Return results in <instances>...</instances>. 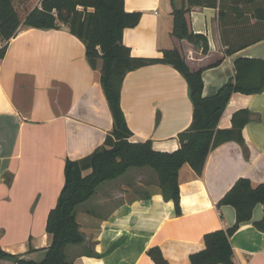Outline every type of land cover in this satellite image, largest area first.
<instances>
[{
	"label": "crops",
	"instance_id": "1",
	"mask_svg": "<svg viewBox=\"0 0 264 264\" xmlns=\"http://www.w3.org/2000/svg\"><path fill=\"white\" fill-rule=\"evenodd\" d=\"M222 2L240 5L225 15L222 26L219 7L195 6L187 15L190 29L207 38L206 54L200 45L172 35V0H125L126 11L140 12L141 18L135 27L125 29L124 43L133 56L145 58H161L165 50L178 48L192 69H203V95H213L234 78L237 59H264V39L252 42L264 35V21L254 16L264 0ZM121 107L133 133L130 141L151 140L158 151L179 149L178 134L192 122L188 83L165 63L129 72ZM240 110L249 116L242 129L244 144L232 140L212 149L201 175L189 164L181 168L180 215L173 200L164 198L151 169L130 168L102 183L76 208L84 242L66 248L72 264H156L147 254L154 246L161 248L168 264H191L190 255L205 247L206 233L235 223V208L218 206L235 181L246 177L254 185L264 183V90L234 92L218 128L231 129L233 115ZM112 128L100 65L90 66L83 40L65 24L52 29L22 26L0 59L4 250L28 260L45 257L51 244L47 220L65 183L66 159L90 155ZM263 215L264 203L258 204L252 221L232 235L234 264H264V232L254 225Z\"/></svg>",
	"mask_w": 264,
	"mask_h": 264
},
{
	"label": "trees",
	"instance_id": "2",
	"mask_svg": "<svg viewBox=\"0 0 264 264\" xmlns=\"http://www.w3.org/2000/svg\"><path fill=\"white\" fill-rule=\"evenodd\" d=\"M124 3L125 0H20L23 8L28 6V10L20 14L14 0H0V59L6 54L8 42L22 26L52 29L67 25L70 32L85 43L90 66L96 69L100 65V83L113 116V128L102 146L81 159L67 158L65 161V183L47 220L46 231L51 236V244L45 257L41 261L28 260L0 246V260L18 264H72L66 248L84 242L76 208L86 202L102 183L118 178L130 168L154 169L164 198L173 200L176 214L180 215L181 168L189 164L196 174L201 175L212 149L232 140L244 144L242 129L249 121L247 110L233 115L231 129H219L218 123L234 92L254 94L264 90V59H237L234 78L215 94L204 96L203 69H192L178 48L165 50L161 58L131 54V49L124 43V31L139 23L141 13L126 11ZM172 5V35L200 45L204 54L208 52L207 38L193 32L187 20L192 7H219L222 26L225 15L240 6L225 5L222 0H172ZM254 16L264 21V7L257 8ZM262 39L264 35L252 42ZM155 63L169 64L184 76L193 104L192 122L178 134L180 148L173 152L155 150L151 140L130 141L133 133L121 107L125 76ZM88 170L90 173L84 175ZM263 203L264 183L254 185L246 177L238 178L218 202L219 207L232 205L235 208V223L226 229L206 233L203 236L205 247L190 255V263L234 264L231 237L243 223L252 221L255 207ZM254 225L264 232V215ZM147 254L156 264H168L158 246L149 248Z\"/></svg>",
	"mask_w": 264,
	"mask_h": 264
},
{
	"label": "rangeland",
	"instance_id": "3",
	"mask_svg": "<svg viewBox=\"0 0 264 264\" xmlns=\"http://www.w3.org/2000/svg\"><path fill=\"white\" fill-rule=\"evenodd\" d=\"M14 4H15L16 8L18 9V11H20V14H23L28 10V6L23 8V5L20 4V0H14ZM146 168L151 169L157 175V173L154 169H152L150 167H146Z\"/></svg>",
	"mask_w": 264,
	"mask_h": 264
},
{
	"label": "water",
	"instance_id": "4",
	"mask_svg": "<svg viewBox=\"0 0 264 264\" xmlns=\"http://www.w3.org/2000/svg\"><path fill=\"white\" fill-rule=\"evenodd\" d=\"M198 47V46H197ZM199 48V47H198Z\"/></svg>",
	"mask_w": 264,
	"mask_h": 264
}]
</instances>
